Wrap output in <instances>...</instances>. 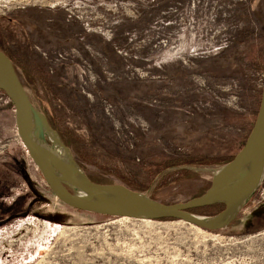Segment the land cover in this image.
Wrapping results in <instances>:
<instances>
[{"label":"rangeland","instance_id":"1","mask_svg":"<svg viewBox=\"0 0 264 264\" xmlns=\"http://www.w3.org/2000/svg\"><path fill=\"white\" fill-rule=\"evenodd\" d=\"M0 48L93 181L185 202L208 189L256 120L264 0H0ZM104 100L131 127L133 146L116 135ZM7 102L10 114L0 102V210L12 219L0 223V264H264V202L255 195L218 231L131 218L83 229L116 217L56 198L12 137ZM175 158L198 161L172 168ZM27 215L46 221L24 241L12 238Z\"/></svg>","mask_w":264,"mask_h":264},{"label":"water","instance_id":"2","mask_svg":"<svg viewBox=\"0 0 264 264\" xmlns=\"http://www.w3.org/2000/svg\"><path fill=\"white\" fill-rule=\"evenodd\" d=\"M0 91L14 105L18 136L52 193L67 206L98 215L181 219L218 231L231 225L259 189L264 178V88L254 125L233 159L217 169L208 189L185 202L165 203L121 183L93 181L73 158L79 175H68L57 147L70 150L46 115L33 103L12 59L0 48ZM71 151V150H70ZM72 153V152H70ZM223 204L210 215L196 208Z\"/></svg>","mask_w":264,"mask_h":264},{"label":"built area","instance_id":"3","mask_svg":"<svg viewBox=\"0 0 264 264\" xmlns=\"http://www.w3.org/2000/svg\"><path fill=\"white\" fill-rule=\"evenodd\" d=\"M2 95L0 96V102H2V103L7 102V100H9L8 96L5 94H2ZM103 108H104L105 114L111 119L112 124L115 127V132H116V135L118 136V138L122 141L127 142V144H129L131 142V140H133V137H134V133L132 132L131 127L128 124H125L124 126L122 125V123L116 117L115 107L113 106V104L111 102L104 100L103 101ZM131 119H132L133 123L136 124L137 127L141 128V130L147 131L149 129L148 123L146 122V120L142 116L134 115ZM19 139H20V137H19ZM5 144H7L6 140L3 143V145H5ZM129 145L133 146V144H129ZM254 199H255V201H257V203L264 202V178H263V181H262L259 189L255 193ZM29 216H32V215H27L26 217H24L22 219V222H23V220H25L26 222L24 223L22 228L20 227V229H19L20 233L16 234V235L14 234L12 238H14L16 240L22 239V241H24L27 238H30L31 236L34 235V231L39 229L37 226L42 227V225L40 223L41 221H43V222L46 221L45 219L37 217V216H32L35 218V220H29ZM131 219L140 220V219H135V218H131ZM120 220H123V219L116 217L112 220L103 222V224L85 225L82 227H83V229H93V228L100 229V228H103L107 225H112L111 223H117V222L123 223ZM20 243H21V241H20ZM13 244L15 245V243H13Z\"/></svg>","mask_w":264,"mask_h":264},{"label":"trees","instance_id":"4","mask_svg":"<svg viewBox=\"0 0 264 264\" xmlns=\"http://www.w3.org/2000/svg\"><path fill=\"white\" fill-rule=\"evenodd\" d=\"M7 54V53H6ZM8 55V54H7ZM9 56V55H8ZM10 57V56H9ZM11 58V57H10ZM12 59V58H11ZM12 61H13V59H12ZM13 63H14V66H15V68H16V71H17V73H18V75H19V77H20V79H21V81H22V83L24 84V81H23V79H22V77H21V75H20V73H19V71H18V69H17V66H16V64H15V62L13 61ZM24 86H25V84H24ZM13 104V103H12ZM45 115H46V117H47V119H48V121H49V123H50V125L61 135V137H62V139L64 140V142H65V144H67V145H69V143L65 140V138H64V136H65V134H64V132H63V130L61 129V127H59L58 125H56L55 123H53L50 119H49V117H48V115L45 113V112H43ZM236 155V154H235ZM235 155H233L230 159H228L225 163H227V162H229V161H231L232 159H233V157L235 156ZM196 161H198V160H193V158H175V159H173L172 160V162H171V165L172 166H170V167H176V168H179V169H183V167L185 166V165H187V164H192V163H196ZM187 163V164H185V165H183L184 163ZM169 167V168H170ZM203 208H214L215 210H216V212H219V211H221L223 208H224V205L223 204H216V205H214V206H207V207H203ZM77 210V209H76ZM79 211H81V212H85V213H90V212H86V211H82V210H79ZM193 212V211H192ZM90 214H92V215H97V214H93V213H90ZM109 217V216H108ZM111 217V216H110Z\"/></svg>","mask_w":264,"mask_h":264},{"label":"bare ground","instance_id":"5","mask_svg":"<svg viewBox=\"0 0 264 264\" xmlns=\"http://www.w3.org/2000/svg\"><path fill=\"white\" fill-rule=\"evenodd\" d=\"M57 152H58V155L64 160V162L67 164L66 165V168H67V174L68 175H73V176H76V175H79L80 171L78 170V168L74 165V162H73V154L70 153L71 151L70 150H64L62 147L58 146L57 147ZM121 219H130V217H127V216H124V217H120ZM31 220V219H29ZM140 220L142 221H145V222H150L152 221V219H147V218H141ZM181 220V219H179ZM184 221V220H183ZM26 221H24L23 223H21V225H24ZM185 222V221H184ZM190 224V223H189ZM193 226H195L196 228H198V230H203L202 228H200L199 226L197 225H194V224H191ZM209 236H218L217 234H210ZM18 240V239H17Z\"/></svg>","mask_w":264,"mask_h":264},{"label":"crops","instance_id":"6","mask_svg":"<svg viewBox=\"0 0 264 264\" xmlns=\"http://www.w3.org/2000/svg\"><path fill=\"white\" fill-rule=\"evenodd\" d=\"M7 103L8 102H4V105H6V106L2 107V109H5L10 114L11 113L10 110H9L10 106ZM10 127L12 128L11 131H14V134H15V135L12 134V137H14V139L16 137L17 141H19V143H20V139L18 138V132H17V127H16V120H14V122L12 121V123L10 124ZM22 149H24V148H22ZM0 189H1V185H0ZM2 197H3L2 193L0 192V203H1L2 199H3ZM0 206H1V204H0ZM11 219H12V216L10 214L3 213V209H2V211L0 210V223L3 222V221H9Z\"/></svg>","mask_w":264,"mask_h":264}]
</instances>
